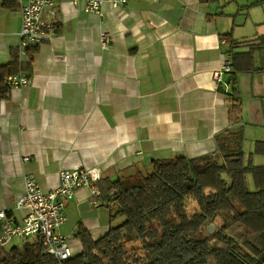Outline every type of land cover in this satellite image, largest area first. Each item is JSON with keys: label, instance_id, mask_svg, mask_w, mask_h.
<instances>
[{"label": "crops", "instance_id": "obj_1", "mask_svg": "<svg viewBox=\"0 0 264 264\" xmlns=\"http://www.w3.org/2000/svg\"><path fill=\"white\" fill-rule=\"evenodd\" d=\"M23 2L0 0V65L20 42ZM86 2L59 1L44 13L53 30L25 72L31 83L0 99V210L23 217L16 200L25 175L49 190L62 169L99 167L116 180L150 172L155 158H219L216 136L231 128L234 85L246 161L264 166V0H128L103 4V17ZM226 56L232 72L217 84ZM248 183L254 190L252 175ZM90 198L89 187L79 188L58 229L74 256L83 251L80 225L98 239L112 224V203L94 206Z\"/></svg>", "mask_w": 264, "mask_h": 264}, {"label": "trees", "instance_id": "obj_2", "mask_svg": "<svg viewBox=\"0 0 264 264\" xmlns=\"http://www.w3.org/2000/svg\"><path fill=\"white\" fill-rule=\"evenodd\" d=\"M38 49L27 48L26 60L11 49V60L0 65V99L11 90L9 75L32 71ZM227 101L232 124L216 136L219 158H155L148 173L105 178L101 197L112 203L105 235L93 239L80 225L83 251L64 260L46 253L37 236L3 251L0 264H263L264 166L246 161L236 85Z\"/></svg>", "mask_w": 264, "mask_h": 264}, {"label": "built area", "instance_id": "obj_3", "mask_svg": "<svg viewBox=\"0 0 264 264\" xmlns=\"http://www.w3.org/2000/svg\"><path fill=\"white\" fill-rule=\"evenodd\" d=\"M59 1L65 0H25L19 10L22 17L20 42L18 48L21 56H26V49L39 45L53 30V22L44 17V13L54 12ZM108 3L112 7L126 6L128 0H87L85 10L103 17L102 5ZM100 41L104 47L110 41L106 31L101 32ZM232 72V60L224 57L220 68L214 71V81L223 82V76ZM12 88H20L31 83L30 76L25 72L7 77ZM28 159V158H26ZM59 185L49 190L43 189L32 175L24 176V192L17 198L16 207L23 209L21 219H13L4 210H0V254L6 246L17 238L26 240L39 236L46 248L45 252L59 260L74 256L69 244L70 236L58 231L66 222V205L81 187L91 189L90 203L94 206L109 205V201L101 197L99 183L104 173L99 167H80L62 169L59 172Z\"/></svg>", "mask_w": 264, "mask_h": 264}, {"label": "rangeland", "instance_id": "obj_4", "mask_svg": "<svg viewBox=\"0 0 264 264\" xmlns=\"http://www.w3.org/2000/svg\"><path fill=\"white\" fill-rule=\"evenodd\" d=\"M208 228L211 230V229L214 228V226L210 225V226H208ZM21 244H22V242H20V245H21Z\"/></svg>", "mask_w": 264, "mask_h": 264}, {"label": "water", "instance_id": "obj_5", "mask_svg": "<svg viewBox=\"0 0 264 264\" xmlns=\"http://www.w3.org/2000/svg\"><path fill=\"white\" fill-rule=\"evenodd\" d=\"M231 79H233V76H231L230 80H231ZM211 225H212V226H214V228H215V225H214V223H212Z\"/></svg>", "mask_w": 264, "mask_h": 264}]
</instances>
